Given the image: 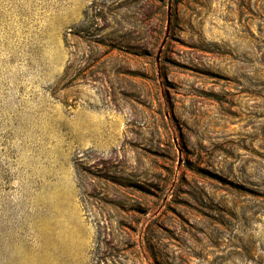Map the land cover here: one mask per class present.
Returning <instances> with one entry per match:
<instances>
[{
    "label": "rangeland",
    "instance_id": "374dc122",
    "mask_svg": "<svg viewBox=\"0 0 264 264\" xmlns=\"http://www.w3.org/2000/svg\"><path fill=\"white\" fill-rule=\"evenodd\" d=\"M0 0V264H264V0Z\"/></svg>",
    "mask_w": 264,
    "mask_h": 264
},
{
    "label": "water",
    "instance_id": "95a60500",
    "mask_svg": "<svg viewBox=\"0 0 264 264\" xmlns=\"http://www.w3.org/2000/svg\"><path fill=\"white\" fill-rule=\"evenodd\" d=\"M168 2H169V4H168L167 36H166L164 44L166 43V40L168 39V36L170 34L171 23H172V3H173V0H168Z\"/></svg>",
    "mask_w": 264,
    "mask_h": 264
}]
</instances>
